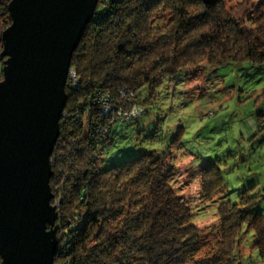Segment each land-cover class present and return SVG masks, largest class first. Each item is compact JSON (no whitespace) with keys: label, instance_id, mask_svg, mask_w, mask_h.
<instances>
[{"label":"clouds","instance_id":"1","mask_svg":"<svg viewBox=\"0 0 264 264\" xmlns=\"http://www.w3.org/2000/svg\"><path fill=\"white\" fill-rule=\"evenodd\" d=\"M12 3L0 7V22L14 19ZM112 3L95 0L64 67L62 95L74 102L60 106L46 156L51 264H264L260 231L227 230L229 221L264 215V162L241 167L236 158L264 144V64L255 62L264 57V0ZM12 28L0 29V83ZM92 89L94 100L79 99ZM95 113L120 126L109 125L110 143L98 139L102 147L93 151ZM145 119L159 133L151 149L122 130ZM108 131L133 142L112 151L117 141ZM213 155L223 168L215 159L205 167ZM85 184L93 198L81 208ZM165 205L176 219L160 224Z\"/></svg>","mask_w":264,"mask_h":264},{"label":"water","instance_id":"2","mask_svg":"<svg viewBox=\"0 0 264 264\" xmlns=\"http://www.w3.org/2000/svg\"><path fill=\"white\" fill-rule=\"evenodd\" d=\"M94 3L13 0L10 6L13 28L5 33L2 59H9L7 54L11 59L4 69L6 80L0 83V256L4 264H51L56 241L46 233L53 219L46 188L47 149L60 106L68 101L62 95L67 57L92 20Z\"/></svg>","mask_w":264,"mask_h":264},{"label":"trees","instance_id":"3","mask_svg":"<svg viewBox=\"0 0 264 264\" xmlns=\"http://www.w3.org/2000/svg\"><path fill=\"white\" fill-rule=\"evenodd\" d=\"M6 3V0H0V7H2L4 4ZM103 3L100 2L99 4V7L100 8H103L104 5H102ZM118 5L115 3V0H113V3H112V8L115 9L117 8ZM7 15L9 17L10 16V13L9 11L7 12ZM11 19L7 22H0V29H3L5 30L6 28H8L9 24H11ZM190 25H194L195 24V21H191L189 22ZM93 27H96V28H99L100 25H93ZM244 36H246V34H241V38H244ZM249 48H251V44L249 43ZM252 53L255 54L256 52L259 51V49H256V48H252ZM124 53H121V59L124 58ZM255 62L256 63H261V64H264V57H260V58H256L255 59ZM73 63L75 64L76 61L73 60ZM111 83V81L109 80V84ZM95 89H92V90H89L83 94L80 95L79 99L81 101L83 100H94L95 97L92 95V91H94ZM107 90V88L105 89ZM68 91V89H67ZM74 101L69 99L68 98V101H67V104H71L73 103ZM115 103V100L113 101ZM92 105H88L86 104L83 111L84 112H87L89 110V108H91ZM93 119L97 122V124L99 125V128H100V131H98L96 133V137H97V140H94L93 141V151H95L96 149H99L102 147V145L97 142L98 139H104V144L107 145L110 141L108 138H105L104 137V130H107L109 128V125H111L112 129L113 130H116L118 128V126H120V121H117L115 124L112 123L111 120H108L107 122H105L104 120L101 119V116L99 113H95L94 116H93ZM147 123H148V120L145 119L143 121H141L140 125H136L135 123L130 127V128H123L122 130L124 132H127L129 135L131 136H140V139H141V132L142 131H145L146 130V126H147ZM60 124H63V119L60 121ZM122 127V126H121ZM137 127H140L142 130L141 131H136ZM61 131H63V129L61 128ZM114 135V131H108L107 132V137H113ZM116 137L117 136H120V135H115ZM159 136V133L156 134V136H154V143H160V141L156 138ZM121 138V136H120ZM125 140V139H123ZM179 141V139H177L174 143L175 144H179L177 143ZM173 145V146H174ZM143 147V146H142ZM146 149H151L152 147H144ZM252 150H255V148L252 147ZM129 154H132L131 156H129L128 158L129 159H132V158H135V153H129ZM243 156H246L244 154H242ZM228 157V158H227ZM226 157V160L227 161H230L232 159V155H228ZM216 160V164H217V167L219 168H223L225 166V160H221V159H217V157L213 158ZM211 160H207L205 162V167H208L211 165ZM245 160V158H244ZM216 171L215 168L212 169V172L214 173ZM89 188L88 186L85 184L84 186L80 187L79 190H78V193H77V198L80 202V206L81 208H86L87 207V202L92 200V196H90L89 194ZM249 205L250 206H254L255 205V201H252V200H249L248 201ZM176 219V216L174 213H172L171 211V208L168 206V205H165L162 213H161V216H160V224H167L169 221H174ZM245 225H247L249 228H252V229H256L258 231L261 232V238L260 240L256 243V246L261 248L262 250H264V215H252V214H248L246 216H242L240 221L233 224L231 221H229L227 223V230L229 232L231 231H240ZM75 251H78V249H74L73 250V253H70L68 257H65L64 259H71L72 255L74 254ZM0 264H1V259H0ZM57 264H60V262L58 261Z\"/></svg>","mask_w":264,"mask_h":264},{"label":"rangeland","instance_id":"4","mask_svg":"<svg viewBox=\"0 0 264 264\" xmlns=\"http://www.w3.org/2000/svg\"><path fill=\"white\" fill-rule=\"evenodd\" d=\"M249 71H251V69H249ZM220 72H221V75L224 76L225 80H229V81L231 80V78H232L231 77V71L229 69L222 68L220 70ZM260 75H264V72H261ZM241 79L247 81L249 78L247 76H244L243 73H241ZM252 79L255 80L256 78H252ZM241 95H243V92H241ZM152 127H153V125H151L148 122L147 123V126H146V130L141 132V135H142L141 136L142 144L141 143H137V147H142V146L143 147H146V146L147 147H153L155 144H157V143H154V141H155L154 139L155 138H154V136L150 132V129ZM210 134L211 133H207V132L205 133V135H210ZM113 137L117 141V143L115 144L114 147H112V151H115L116 148L124 147V146H126V145H128V144H130V143L133 142V141H130L129 139L123 140L122 138H120V136H117L116 137V136L113 135ZM180 139H182V137ZM180 139H179V141L177 143H180ZM254 139H256V138H254ZM176 145H178V144H175L173 147H175ZM253 148H255V150H252L251 149L250 153H248L246 156H243L242 154H237V157L236 158L239 159V162H240V166L241 167H245V166L253 165V164H259V163L264 162V155H261V153L264 152V144H256L255 146H253ZM104 154L106 155L107 152H105ZM131 155L132 154H128V157L131 156ZM215 157L216 156L213 155L211 157V159H213ZM233 158L234 157H232V159ZM244 158H245V160H244Z\"/></svg>","mask_w":264,"mask_h":264}]
</instances>
